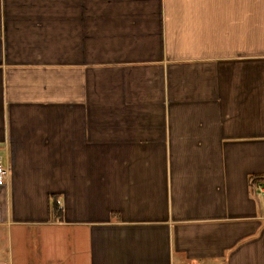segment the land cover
I'll list each match as a JSON object with an SVG mask.
<instances>
[{
    "label": "crops",
    "instance_id": "0c3cea01",
    "mask_svg": "<svg viewBox=\"0 0 264 264\" xmlns=\"http://www.w3.org/2000/svg\"><path fill=\"white\" fill-rule=\"evenodd\" d=\"M0 160V264H264V0H0Z\"/></svg>",
    "mask_w": 264,
    "mask_h": 264
},
{
    "label": "trees",
    "instance_id": "16d2710c",
    "mask_svg": "<svg viewBox=\"0 0 264 264\" xmlns=\"http://www.w3.org/2000/svg\"><path fill=\"white\" fill-rule=\"evenodd\" d=\"M255 180L256 179L253 178L252 182H254ZM50 199H51L52 213L54 217L61 220L63 209H62L60 202L58 201V198L56 196H51Z\"/></svg>",
    "mask_w": 264,
    "mask_h": 264
},
{
    "label": "built area",
    "instance_id": "2783aa9c",
    "mask_svg": "<svg viewBox=\"0 0 264 264\" xmlns=\"http://www.w3.org/2000/svg\"><path fill=\"white\" fill-rule=\"evenodd\" d=\"M7 169L3 162L0 160V183H4L6 179Z\"/></svg>",
    "mask_w": 264,
    "mask_h": 264
}]
</instances>
